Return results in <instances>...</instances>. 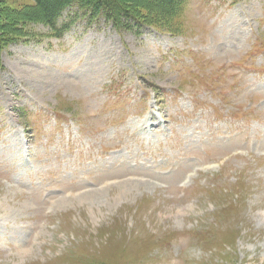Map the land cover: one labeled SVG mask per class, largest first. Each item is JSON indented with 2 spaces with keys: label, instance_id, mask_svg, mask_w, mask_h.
<instances>
[{
  "label": "rangeland",
  "instance_id": "1",
  "mask_svg": "<svg viewBox=\"0 0 264 264\" xmlns=\"http://www.w3.org/2000/svg\"><path fill=\"white\" fill-rule=\"evenodd\" d=\"M34 5L0 0L1 21ZM0 264H264V0H189L178 34L81 18L11 44Z\"/></svg>",
  "mask_w": 264,
  "mask_h": 264
},
{
  "label": "trees",
  "instance_id": "2",
  "mask_svg": "<svg viewBox=\"0 0 264 264\" xmlns=\"http://www.w3.org/2000/svg\"><path fill=\"white\" fill-rule=\"evenodd\" d=\"M34 8L38 10L32 18L17 20V28L12 23L2 20L0 10V66L2 54L13 43L35 41L40 43L44 37L63 39L75 22L81 18L89 22L105 19L118 31H139L144 27H153L169 33L178 34L181 29L183 16L189 0H139L136 5L129 6L118 3V0H33ZM167 1L166 3H164ZM76 8V13L63 19L64 13ZM14 20V22H16ZM33 25L47 28L45 34L33 29ZM6 29V30H4ZM18 31L15 35L10 30ZM9 34V36H7ZM156 92L160 93L159 90ZM159 98H161L158 95ZM159 100V99H158Z\"/></svg>",
  "mask_w": 264,
  "mask_h": 264
}]
</instances>
